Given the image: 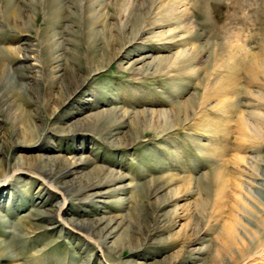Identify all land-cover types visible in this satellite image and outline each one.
<instances>
[{
  "label": "rangeland",
  "instance_id": "1",
  "mask_svg": "<svg viewBox=\"0 0 264 264\" xmlns=\"http://www.w3.org/2000/svg\"><path fill=\"white\" fill-rule=\"evenodd\" d=\"M0 264H264V0H0Z\"/></svg>",
  "mask_w": 264,
  "mask_h": 264
},
{
  "label": "bare ground",
  "instance_id": "2",
  "mask_svg": "<svg viewBox=\"0 0 264 264\" xmlns=\"http://www.w3.org/2000/svg\"><path fill=\"white\" fill-rule=\"evenodd\" d=\"M138 61V60H136ZM142 63V62H141ZM71 171L69 170V168H67L66 170H62V171H59L57 173L54 172V170L52 169H49V171L46 173V175L53 181H55L56 177L58 178L59 176H62V175H67L69 174ZM92 185H85L83 187H81L79 190H77V193H83L85 191H89L91 189ZM96 229L97 228H94L92 227L91 228V231H88L87 234L89 236H92V232L94 234H96ZM103 232H108V236H105V238L103 237V232L101 233H98L97 236L98 238L103 242L105 243V241L107 239H113L115 238L116 234L118 233L119 231V223H116V222H112V221H109L107 222L106 224H104V227H103ZM6 245V244H5ZM5 247V246H4ZM7 248V250L9 249V247H5ZM10 251V250H9ZM9 253V252H8ZM2 259V258H1Z\"/></svg>",
  "mask_w": 264,
  "mask_h": 264
}]
</instances>
